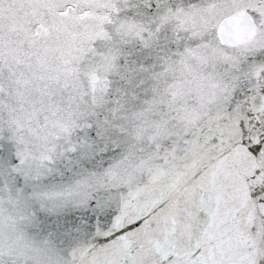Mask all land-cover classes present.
<instances>
[{"label":"snow or ice","instance_id":"obj_1","mask_svg":"<svg viewBox=\"0 0 264 264\" xmlns=\"http://www.w3.org/2000/svg\"><path fill=\"white\" fill-rule=\"evenodd\" d=\"M0 264H264V0H0Z\"/></svg>","mask_w":264,"mask_h":264}]
</instances>
